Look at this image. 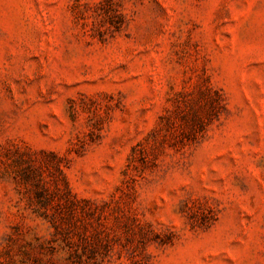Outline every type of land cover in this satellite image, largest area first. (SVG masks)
<instances>
[{
  "label": "rangeland",
  "instance_id": "374dc122",
  "mask_svg": "<svg viewBox=\"0 0 264 264\" xmlns=\"http://www.w3.org/2000/svg\"><path fill=\"white\" fill-rule=\"evenodd\" d=\"M0 264H264V0H0Z\"/></svg>",
  "mask_w": 264,
  "mask_h": 264
}]
</instances>
